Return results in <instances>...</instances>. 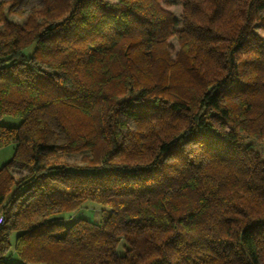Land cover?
Listing matches in <instances>:
<instances>
[{
    "label": "trees",
    "instance_id": "16d2710c",
    "mask_svg": "<svg viewBox=\"0 0 264 264\" xmlns=\"http://www.w3.org/2000/svg\"><path fill=\"white\" fill-rule=\"evenodd\" d=\"M5 114L0 264H264V0L0 8Z\"/></svg>",
    "mask_w": 264,
    "mask_h": 264
},
{
    "label": "rangeland",
    "instance_id": "374dc122",
    "mask_svg": "<svg viewBox=\"0 0 264 264\" xmlns=\"http://www.w3.org/2000/svg\"><path fill=\"white\" fill-rule=\"evenodd\" d=\"M7 0H0V8H1V12L3 15L6 16V18L8 20H11L13 22H17V23H21L25 20V18L28 15V12L30 11L31 8L36 7L40 4L41 0H20L19 4L17 6H14L11 10V12H9V8H10V3L8 2H4ZM10 1V0H9ZM109 1H114V0H109ZM168 8H170L174 14L178 15L179 10H180V6H178L175 2L170 4L168 6ZM257 29V28H256ZM257 31H259V29H257ZM171 42V50H172V54L175 53V51L178 48L177 42L174 38H172L170 40ZM49 125L53 128V130L55 131V133L57 134V137L59 138V140H61L63 138V133L60 130L59 125L57 124L56 120L54 118H50L47 117ZM21 118L19 116H15V115H2L0 116V124L2 125H7V126H18L20 124ZM130 126H132L131 122H127ZM247 142L253 141L251 139L246 140ZM196 146V144L192 141L189 140L187 142L184 143V148L186 150H191ZM261 146H264V144H261ZM13 155V144H9L6 146H3L0 148V167H2V165H4L5 163H7L8 161L11 160ZM63 157H65L66 159L70 160V161H78V154H70V155H64ZM27 173V170H19L17 167L14 168V170H12V174L15 177V179H17L19 176L24 175ZM29 186H27L26 188H24L21 192L22 193L26 192L29 190ZM101 205H97L91 202H87L85 204L84 207H82L81 209H79L78 211L74 212V213H68V214H62V221L65 224H70L74 219L78 218V217H85L88 218L90 220H96L98 221L100 219V212H101ZM15 232H11L9 234V241L11 243V247L8 251V253L6 254V260L12 264H21L23 262L22 258L20 257V255L14 250V246L12 245L14 243V239H15ZM117 253L122 254L123 252V248H122V243H119L117 245ZM29 264H46V263H42V262H33V263H29Z\"/></svg>",
    "mask_w": 264,
    "mask_h": 264
},
{
    "label": "built area",
    "instance_id": "2783aa9c",
    "mask_svg": "<svg viewBox=\"0 0 264 264\" xmlns=\"http://www.w3.org/2000/svg\"><path fill=\"white\" fill-rule=\"evenodd\" d=\"M4 222V219L2 216H0V224H2Z\"/></svg>",
    "mask_w": 264,
    "mask_h": 264
},
{
    "label": "crops",
    "instance_id": "0c3cea01",
    "mask_svg": "<svg viewBox=\"0 0 264 264\" xmlns=\"http://www.w3.org/2000/svg\"><path fill=\"white\" fill-rule=\"evenodd\" d=\"M92 221H96V220H92Z\"/></svg>",
    "mask_w": 264,
    "mask_h": 264
}]
</instances>
